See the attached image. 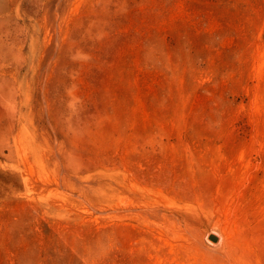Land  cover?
Returning <instances> with one entry per match:
<instances>
[{
  "label": "rangeland",
  "instance_id": "1",
  "mask_svg": "<svg viewBox=\"0 0 264 264\" xmlns=\"http://www.w3.org/2000/svg\"><path fill=\"white\" fill-rule=\"evenodd\" d=\"M164 207L264 264V0H0V264H216Z\"/></svg>",
  "mask_w": 264,
  "mask_h": 264
},
{
  "label": "bare ground",
  "instance_id": "2",
  "mask_svg": "<svg viewBox=\"0 0 264 264\" xmlns=\"http://www.w3.org/2000/svg\"><path fill=\"white\" fill-rule=\"evenodd\" d=\"M120 202L121 205L117 207L119 213L137 211V209L132 206L129 197L121 196ZM183 210L176 208L172 209L171 207L162 208L161 212L165 229L170 231L176 239L184 242V245L192 250L197 257H207L216 264H237L232 257L229 247L225 244L226 238L224 234L216 232L219 235L218 237L211 233L209 239L216 236L218 241H220L219 244H212L213 242L211 243L206 239V231L201 228L198 229L194 224L193 210L187 209L186 212ZM214 230L217 231L218 229ZM208 232L210 233V230ZM212 241L214 240L212 239Z\"/></svg>",
  "mask_w": 264,
  "mask_h": 264
}]
</instances>
